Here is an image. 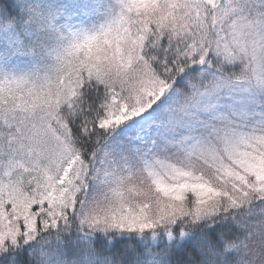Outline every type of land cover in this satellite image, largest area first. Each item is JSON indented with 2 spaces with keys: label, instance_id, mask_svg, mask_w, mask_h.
<instances>
[{
  "label": "snow or ice",
  "instance_id": "snow-or-ice-1",
  "mask_svg": "<svg viewBox=\"0 0 264 264\" xmlns=\"http://www.w3.org/2000/svg\"><path fill=\"white\" fill-rule=\"evenodd\" d=\"M0 264H264V0H0Z\"/></svg>",
  "mask_w": 264,
  "mask_h": 264
}]
</instances>
